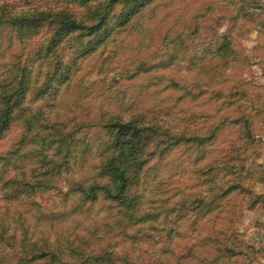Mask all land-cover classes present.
<instances>
[{
    "label": "rangeland",
    "instance_id": "rangeland-1",
    "mask_svg": "<svg viewBox=\"0 0 264 264\" xmlns=\"http://www.w3.org/2000/svg\"><path fill=\"white\" fill-rule=\"evenodd\" d=\"M107 1H100L88 18L93 4L78 0H0V87L20 86L22 100L11 126L0 132V153L10 159L0 161L5 175L0 182L45 172L41 190L23 192L18 200L0 199L6 233L51 243L45 264H95L91 258L101 250L106 264H124L125 258L131 264H264V205L249 209L254 199L249 190L221 197L235 182L264 195L261 183L252 185L256 175L247 180L234 167L223 168L236 129H220L202 145L175 142L181 132L207 135L231 111L212 91L233 88L238 79L259 86L255 90L264 86V0H157L125 27L113 23L134 1L117 0L112 7ZM61 12V19L83 24L58 37L62 24L55 19ZM106 13L109 20L94 35L81 29ZM224 35L242 57L222 69L217 58L202 52ZM195 57L205 58L189 67ZM136 111L167 128L148 132L139 156L145 159L148 151L149 156L128 187L126 202L115 205L103 190L95 198L84 195L82 186L105 179L99 159L111 135L98 128L97 118ZM23 119L35 125L31 132L38 138L46 137L53 164L37 160L41 146L34 140L15 152ZM259 127L255 133L264 135ZM61 138L67 143L57 152ZM255 151L260 163L262 142ZM67 153L68 162L59 167ZM60 243L69 244L63 253ZM71 247L88 258H71ZM19 249L0 247V262H28L31 253Z\"/></svg>",
    "mask_w": 264,
    "mask_h": 264
},
{
    "label": "trees",
    "instance_id": "trees-1",
    "mask_svg": "<svg viewBox=\"0 0 264 264\" xmlns=\"http://www.w3.org/2000/svg\"><path fill=\"white\" fill-rule=\"evenodd\" d=\"M83 6L88 4H93L94 8H92V12H90V16L88 18L93 17V13L96 12V5L99 4L101 1L105 0H78ZM117 0H109L107 1V7H112ZM132 7H130V3L126 6V10L120 15L118 19H115L113 25L116 26H123L130 24L134 18L135 21L139 16V12L142 11L144 8L150 6L152 3L157 2V0H132ZM88 14V15H89ZM64 15V14H63ZM138 15V16H136ZM62 12L56 14V21L60 22L62 25L57 29V33H59L58 37L64 36L65 32H72V28H80L83 24L82 22H78L77 19L69 18L61 19ZM109 20V13L105 15H99L98 19L94 21L93 25H83V28H88V33H94L101 28V26ZM3 20L0 21L2 23ZM114 25V26H115ZM135 25V22L134 24ZM263 25V23H262ZM71 29V30H70ZM23 30L20 32L23 34ZM109 36L108 34H105ZM215 39V38H214ZM212 40V42L214 41ZM61 40V39H59ZM58 40V41H59ZM57 41V42H58ZM211 42V43H212ZM210 43V45H211ZM215 46H210L205 48V52H202L203 55H207L210 59L217 58L220 61L218 64L219 68L225 69L229 68L237 58L242 57L240 51L235 46V43L232 44V41L227 36H220L218 40L215 42ZM94 50V48L90 51H86L90 53ZM86 53V54H87ZM201 54V55H202ZM199 55V56H201ZM202 55V56H203ZM198 56V57H199ZM206 56V57H207ZM191 60V64L189 67L194 66V63L202 62L203 58L201 57L198 61ZM171 60V58H169ZM209 59V62H210ZM204 61V60H203ZM165 65V64H164ZM216 69L217 66H214ZM218 71V70H213ZM261 72L264 76V67H261ZM69 79V78H68ZM28 84V82H20L17 85H24ZM177 87V84H174ZM196 87H199L196 84ZM259 86L253 85L250 81L246 79H238L237 84L235 87L228 89L224 88V90H215L213 92V96L219 100H221L222 107L226 109H230L231 111H227L224 113L220 119L216 123H213L211 127H209V131L206 133L207 135H202V133H195V135L186 136V133L181 132L175 135L178 139L175 142L184 141L188 142L189 140L195 141L202 145V143L206 139H211L213 136L220 130L226 127H234L236 130V138L232 140L231 145L229 146V153L225 155L223 163V168H226L227 171H230L231 168L234 167L235 170L233 172L238 171L241 177V174L246 175L247 180L250 179V175H256L257 180L251 177L252 185L254 183H263L264 182V169L261 163H258L256 159V151L255 146L258 143L262 142L263 134H258L257 131L255 133V128L260 126L258 129L264 131V86H261L260 91L255 90L254 88H258ZM20 86L16 87L15 89H7L0 87V104L3 103L6 107L0 106V132L8 129L11 126V123L15 120V112L17 110V106L19 100L21 98V94L19 93ZM15 91L18 94V97H15ZM23 92V89L22 91ZM22 100H20L21 103ZM225 109V110H226ZM234 113V114H233ZM233 114V117L229 115ZM143 111H136L133 114L128 115V117H122L118 114H107V115H100L97 118L98 128L106 130L111 135V139L108 142V146L106 148V152L102 153L101 158L99 159V170L102 174L105 175V179L103 182L99 183H92L88 186H82L81 191L83 194H88L89 192L92 194V198L97 196V190H103L106 192V197L115 203L117 206H121L123 203L126 202L125 195L128 191V187L133 184V181L138 179L140 171L142 170L147 157L149 156V151L145 155V159L141 158L139 155L142 154V151L145 150L147 147L146 141L149 140V133L152 131L153 133L158 134L157 128L158 126H162L159 123L155 122V119H149ZM151 118H155L152 116ZM37 121V119H35ZM152 121V122H150ZM20 128L22 130L21 138L18 141V145L15 149L17 153L20 149L26 144L34 140V142L39 143L41 146V150H36L38 156H42L41 159H37L41 162L42 158H45V162L54 163L52 158H48L47 156V148H46V137H39L38 132H31L32 127L35 126L29 119H23L19 123ZM156 126V127H155ZM155 127V128H154ZM163 128H167L162 126ZM52 135V134H51ZM50 136V135H46ZM56 136V135H54ZM155 140H157V136L153 135ZM153 137V138H154ZM55 138V137H54ZM61 142H58L55 145L57 152H59L60 148L64 146L67 142L63 138H61ZM58 140V139H57ZM68 148V147H67ZM169 148L167 147V150ZM166 150V147H163V151ZM166 150V151H167ZM231 154V155H229ZM69 154H63L61 161L58 163L59 167L63 166L68 162ZM7 153H0V161H4L7 163L10 159ZM236 161V164L230 166V161ZM3 163V164H4ZM1 164L0 170V179H3L5 175L4 173V165ZM213 169L211 166L209 167ZM207 168V169H209ZM3 169V170H2ZM135 171V174L132 171ZM24 172V171H22ZM45 172L39 174H33L26 179H19V178H8L3 182H0V199L6 197L5 199L11 200H18L22 196L21 193L23 192H37V190H41L44 186L42 184L43 180L45 179ZM259 174V175H258ZM44 177V178H43ZM17 179L20 180V183L17 184ZM18 180V181H19ZM13 185L17 186L18 189H15V193L5 192V189L11 188ZM22 186H25L22 188ZM238 189L240 191L246 190L250 195H253L254 199L249 203V209L257 206H261L264 202V195L253 193L250 189L243 187L242 184L239 182L231 183L228 185L224 191L221 193V197L230 194L233 190ZM135 202V201H134ZM1 209V208H0ZM2 213V214H1ZM5 223V215L0 210V247L9 245L12 248H20L19 250L23 253L29 254L31 253L30 257L22 264L31 263V264H45V260L50 255L47 249L52 245L51 243L44 241V243H38L36 240L32 241L27 237H23L21 240H17L13 235L7 234L5 227L2 226ZM69 246V244H67ZM67 245L60 243L59 244V251L63 248L68 247ZM69 255L71 258H78L79 260H86L88 256L86 254H82L81 250L74 249V247L69 248ZM103 253V250L100 251V254ZM100 254L95 257H92V261L95 264H106L105 261L100 258ZM5 262V261H4ZM3 262H0L2 264ZM18 263V259H17ZM124 264H131V262L125 258Z\"/></svg>",
    "mask_w": 264,
    "mask_h": 264
},
{
    "label": "crops",
    "instance_id": "crops-1",
    "mask_svg": "<svg viewBox=\"0 0 264 264\" xmlns=\"http://www.w3.org/2000/svg\"><path fill=\"white\" fill-rule=\"evenodd\" d=\"M262 153H261V158H260V163H261V165H262V167H263V169H264V135L262 136V151H261ZM262 186H263V190H264V182L262 183ZM262 205H264V202H263V204Z\"/></svg>",
    "mask_w": 264,
    "mask_h": 264
}]
</instances>
